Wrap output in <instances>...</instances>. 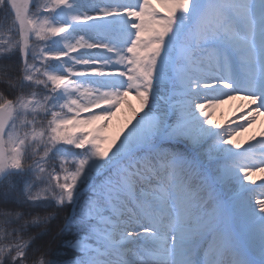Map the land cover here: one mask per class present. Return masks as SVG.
Segmentation results:
<instances>
[{"label": "snow or ice", "instance_id": "6c2138e0", "mask_svg": "<svg viewBox=\"0 0 264 264\" xmlns=\"http://www.w3.org/2000/svg\"><path fill=\"white\" fill-rule=\"evenodd\" d=\"M156 3L0 0V264H264V0Z\"/></svg>", "mask_w": 264, "mask_h": 264}, {"label": "bare ground", "instance_id": "6f19581e", "mask_svg": "<svg viewBox=\"0 0 264 264\" xmlns=\"http://www.w3.org/2000/svg\"><path fill=\"white\" fill-rule=\"evenodd\" d=\"M159 8L161 11H164L163 8L161 7H157ZM233 101H227L224 104H221L219 107L213 109V113H215V118L217 120V123L220 125H225L231 118L229 117L230 113L227 112H223L222 110H226L228 107V104ZM241 100L239 98L235 99L233 104L238 105V103ZM242 102H240L241 104ZM245 102L242 104L244 105ZM240 110H243V112L246 110V108L244 109V107H240L238 108ZM238 109H236V111H238ZM242 112V113H243ZM142 114L141 111V105L139 100H137L135 98L134 94H130L127 98H126V103L122 104L120 106V108L116 111V115L115 118L112 122H114V129L115 131L122 135L123 132H125L127 130V128H129L131 126V124H133L135 122V118L138 117V115ZM223 115V116H222ZM233 120V119H232ZM238 122V121H237ZM264 124H261L260 127H258V129L256 130L255 136H254V141L247 140V141H238V139H235L234 142L236 143H240L242 145H244L245 147L248 146V143H255L256 141L260 140L262 137V133L264 132ZM264 175V174H263ZM261 174L259 175H254L253 179L255 181H257V183L261 182Z\"/></svg>", "mask_w": 264, "mask_h": 264}, {"label": "rangeland", "instance_id": "374dc122", "mask_svg": "<svg viewBox=\"0 0 264 264\" xmlns=\"http://www.w3.org/2000/svg\"><path fill=\"white\" fill-rule=\"evenodd\" d=\"M152 3L154 4V6L160 7V5L156 3V0H152ZM161 13H163V11H161ZM233 102H234V100L231 101L228 104V107H227V109L225 111L222 110L223 112L230 113V115H229V117L231 118L230 120L236 119V117L240 116L242 114V112H243V110H240L238 108H240L242 106L244 101L241 100L240 102H242V103L240 104V102H239L238 105L233 104ZM236 109H238V111H236ZM115 115L111 118L110 121L107 122V126L104 127L102 129V131H100L98 133L105 140V143L103 145L105 147L106 146L108 147L109 145H112L113 142H116L118 140V138H122V135H120L118 133V131L116 132L114 127H113L114 126V122H112V121L114 120ZM212 120H213L214 124H217V120L215 118V113H213V115H212ZM243 122L244 121H238V123H243ZM261 124H264V114L257 115L256 119H255V122L253 124H251L250 126L246 127V129L244 131L240 132L239 135L235 137V139H238V141H241V142L242 141H247V140H250V139L252 141H254V136H255L256 130L258 129V127L261 126ZM97 127H98V125H93V126H91L88 129V131H91V132L95 133V130H96ZM259 174H261V173H257L256 175H259ZM261 175H263V174H261Z\"/></svg>", "mask_w": 264, "mask_h": 264}, {"label": "trees", "instance_id": "16d2710c", "mask_svg": "<svg viewBox=\"0 0 264 264\" xmlns=\"http://www.w3.org/2000/svg\"><path fill=\"white\" fill-rule=\"evenodd\" d=\"M104 148H109L111 145L108 147L103 146ZM68 213H61V218H60V223L54 224L53 231L51 235H45L44 238L40 241H38V245L44 249V251L48 252L49 255L46 257L47 259H55L56 257L60 258H67L68 253L64 251L63 249V244H62V239L58 235L60 232V229L62 227L63 223V217L67 215ZM44 230L41 229L40 232H43ZM55 237V239H54ZM61 264H64L63 260L61 261Z\"/></svg>", "mask_w": 264, "mask_h": 264}]
</instances>
